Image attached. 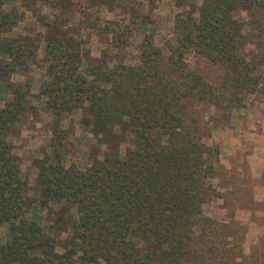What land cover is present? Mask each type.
<instances>
[{"label":"trees","instance_id":"1","mask_svg":"<svg viewBox=\"0 0 264 264\" xmlns=\"http://www.w3.org/2000/svg\"><path fill=\"white\" fill-rule=\"evenodd\" d=\"M38 1L72 8L75 26L108 34L109 49L90 56L60 13L46 21L39 57L40 35L3 33L21 16L0 0V86L10 95L0 106V225L9 228L0 264H238L236 222L203 215L204 204L225 200L211 180L227 169L219 144L204 138L232 123L250 95H264V0L191 3L175 15L164 48L147 32L155 21L141 0ZM109 3L115 19L102 21L96 8ZM138 29L131 60H114L109 51L126 50ZM187 53L221 64L219 83L190 68ZM39 61L46 70L38 94L56 144L31 185L7 135L31 93L29 80L11 77ZM79 108L93 135L112 133L116 142L84 167L67 165L63 152L62 115ZM55 232L67 234L59 240Z\"/></svg>","mask_w":264,"mask_h":264},{"label":"rangeland","instance_id":"2","mask_svg":"<svg viewBox=\"0 0 264 264\" xmlns=\"http://www.w3.org/2000/svg\"><path fill=\"white\" fill-rule=\"evenodd\" d=\"M143 3V12L149 14L155 21V24L147 25V32L153 34L155 44L164 48L165 40L171 38L174 17L180 11L189 8L191 3L197 6L201 0H141ZM5 8L12 9L21 16L19 23L8 32H3L9 36L19 35H40L42 43L39 50V57L43 47L44 36L51 29L45 25L46 21L53 18L55 14H66L71 17L68 24V31L85 40L84 46L92 57H99L102 50L109 49L110 36L106 33L92 30H79L76 26L78 14L72 8H66L63 12L53 9L40 3L38 0H8ZM101 16L102 21L114 20L115 10L111 3L106 6L96 8ZM242 15L244 13H241ZM142 30L138 29L132 38L126 50H110V56L115 59L124 58L126 61L131 60V53L134 46L142 38ZM168 54L164 49L163 57ZM185 59L193 70L202 75L210 83L217 84L221 80L223 67L221 64H212L207 59L194 53H187ZM46 65L36 63L30 67L27 73H16L12 75V80L24 82L29 80L31 84L30 95L26 103V109L9 128L7 140L13 146V153L21 165L22 175L29 180L31 185L35 182L38 172V163L45 155H49L52 146L56 144L50 131L53 115L44 107L45 97L39 96V86L45 76ZM3 86V85H2ZM0 86V106L10 98L5 89ZM249 108V123L254 120L264 119V95L258 91L248 97L246 107L239 111L234 110L233 116L229 121L233 123L238 116L236 112H242ZM202 111V110H201ZM200 111V116L202 112ZM213 108H209L212 112ZM204 112V111H203ZM248 113V112H247ZM84 115V109H75L72 112L62 115L61 126L66 130L64 139L63 152L65 163L68 165L74 163L80 167L89 165L103 157L104 152L112 150L115 141H112L114 134L107 133L101 136L93 135L90 130L82 123L81 118ZM217 127L213 131L212 138L204 141L210 144L212 141L217 142L219 136L224 134V129L232 123H226ZM251 141V139L249 140ZM252 146H258L262 140H253ZM118 144V139H117ZM241 149L235 155V166L225 169L220 173V179H212L213 185L225 194V200L214 199L203 206V215L208 218L227 220L229 223L236 222L232 226L235 236L240 241L242 248V258H236L238 264H264V171L258 177H255L254 171L250 169L246 158ZM226 152H221L220 160L226 158ZM225 183L226 189L219 187V182ZM32 194V193H31ZM73 213V210H72ZM71 214V213H70ZM41 219H48L41 213ZM7 224L0 225V241L5 240L8 234ZM59 240L64 238L67 233H54ZM58 251H62L60 247Z\"/></svg>","mask_w":264,"mask_h":264},{"label":"crops","instance_id":"3","mask_svg":"<svg viewBox=\"0 0 264 264\" xmlns=\"http://www.w3.org/2000/svg\"><path fill=\"white\" fill-rule=\"evenodd\" d=\"M236 113L238 116L233 123L226 127L224 134L218 138L220 153L228 151L226 152V158L220 161L225 168H233L236 165L235 155L248 145L242 157L246 158L250 169L254 171L255 177H258L264 171V119L249 123V108ZM250 139L251 141H249ZM253 140H262V143L258 142L257 147L254 146L255 144L252 146Z\"/></svg>","mask_w":264,"mask_h":264}]
</instances>
